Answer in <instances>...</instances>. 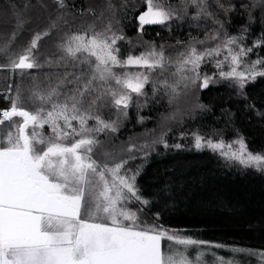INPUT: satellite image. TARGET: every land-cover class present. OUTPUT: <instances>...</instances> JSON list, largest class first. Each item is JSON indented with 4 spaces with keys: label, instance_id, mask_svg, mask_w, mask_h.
<instances>
[{
    "label": "snow or ice",
    "instance_id": "obj_1",
    "mask_svg": "<svg viewBox=\"0 0 264 264\" xmlns=\"http://www.w3.org/2000/svg\"><path fill=\"white\" fill-rule=\"evenodd\" d=\"M143 3L146 10L137 18L140 32L145 25H165L179 18L159 0ZM183 3L185 15L190 4L197 10L193 19L209 17L219 27L204 40L190 43L174 61L155 44L139 55L129 51L122 57L118 42L127 37L114 13L100 28L93 23L72 31L65 0H53L56 17L0 65V70H19L22 78L28 70L43 67L37 56L39 42L56 32L60 56L45 63L78 70L34 81L26 97L19 86L14 95L4 94L10 106L0 108V264H207L198 248L208 242L147 224L139 216L143 207L136 211L128 207L151 203L136 183L142 165L135 171L127 167L136 158L131 155L136 146L124 150L130 154L127 158L100 151V134L115 133L127 110L134 104L139 108L136 102L148 96L146 85L151 84L153 97L163 91L174 98L178 89H207L218 82L214 77L241 93L248 83L264 78V56L257 53V59H248L254 49L264 48V34L249 47L244 43L249 28L229 34L208 11V0ZM217 6L224 12L233 10L219 0ZM252 7L264 11V0H255ZM112 8L109 2L108 9ZM249 20L251 24V13ZM27 23L17 16L12 41ZM10 44L0 52L7 53ZM208 63L216 69L212 75L202 72ZM171 67L175 71L170 82L165 72ZM11 92L9 85L7 93ZM106 110L109 117L115 110L117 119H105ZM194 141L196 149L207 147L226 161L264 172V152L250 151L243 137L214 142L194 134ZM157 142L168 147L162 137ZM162 241L168 242L163 248ZM248 254L264 264V251ZM219 264L233 262L220 258Z\"/></svg>",
    "mask_w": 264,
    "mask_h": 264
},
{
    "label": "trees",
    "instance_id": "obj_2",
    "mask_svg": "<svg viewBox=\"0 0 264 264\" xmlns=\"http://www.w3.org/2000/svg\"><path fill=\"white\" fill-rule=\"evenodd\" d=\"M109 2L113 5L111 10ZM159 2L170 5L179 18L165 25H145L142 32L138 31L137 18L146 10L143 0H65L66 18L71 30L76 31L93 23L100 28L114 13L127 37L126 41L118 42L122 57L129 51L139 55L147 45L155 44L158 49L163 46L166 56L173 61L190 43L204 40L206 34L219 27L209 17L193 19L197 10L190 4L185 15L183 0ZM219 2L225 8L233 6V10L224 12L217 6V0H208V11L223 22L231 35H239L243 27H248L244 43L251 47L264 34V11L252 7L255 0ZM57 14L53 0H0V49L11 41L8 52H0V65L7 64L10 55L26 47L34 33L46 29L49 20ZM18 15L28 23L12 41ZM58 39V34L53 32L39 42L37 56L43 67L28 70L23 78L19 70H0L3 91L0 108L10 106L4 94L14 95L17 86L26 97L34 81L46 82L56 74L78 71L71 67H49L45 63L60 56L56 49ZM257 53L264 56V48L254 49L248 59H257ZM174 71L171 67L165 72L170 82ZM202 72L212 75L216 69L208 63L202 66ZM214 78L218 82L207 89H178L174 98L163 91L153 97L151 84L146 85L148 96L136 102L139 108L134 104L127 110V118H120L115 133L100 134L103 142L100 151L112 152L117 159L127 158L130 154L124 150L136 146L131 153L136 158L127 167L135 171L142 165L136 183L142 196L151 203L147 206L130 203L128 207L133 211L143 207L139 212L141 221L163 225L182 236L206 241L208 245L261 252L264 251V172L226 161L207 147L196 149L194 134L214 142L220 139L231 142L243 137L250 151L264 152V78L248 83L242 93L229 82ZM9 85H12L11 93H7ZM109 118L117 119L115 110L110 117L105 111V119ZM161 137L168 147L165 143H154ZM177 144L181 147H174Z\"/></svg>",
    "mask_w": 264,
    "mask_h": 264
},
{
    "label": "rangeland",
    "instance_id": "obj_3",
    "mask_svg": "<svg viewBox=\"0 0 264 264\" xmlns=\"http://www.w3.org/2000/svg\"><path fill=\"white\" fill-rule=\"evenodd\" d=\"M167 241H162V248L167 244ZM245 250L236 247L224 246L217 248L215 245H204L198 248V251L204 253V259L207 264H219L220 258L225 261H232L233 264H259V258L257 256L249 255L248 251H235ZM257 252V251H251ZM258 253V252H257Z\"/></svg>",
    "mask_w": 264,
    "mask_h": 264
},
{
    "label": "crops",
    "instance_id": "obj_4",
    "mask_svg": "<svg viewBox=\"0 0 264 264\" xmlns=\"http://www.w3.org/2000/svg\"><path fill=\"white\" fill-rule=\"evenodd\" d=\"M0 90H2V87H1V73H0ZM1 99V97H0Z\"/></svg>",
    "mask_w": 264,
    "mask_h": 264
},
{
    "label": "built area",
    "instance_id": "obj_5",
    "mask_svg": "<svg viewBox=\"0 0 264 264\" xmlns=\"http://www.w3.org/2000/svg\"><path fill=\"white\" fill-rule=\"evenodd\" d=\"M2 94H3V91H2V90H0V97L2 96Z\"/></svg>",
    "mask_w": 264,
    "mask_h": 264
}]
</instances>
